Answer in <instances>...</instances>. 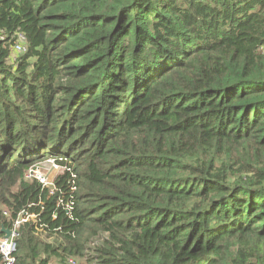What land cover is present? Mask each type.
Here are the masks:
<instances>
[{
  "label": "trees",
  "instance_id": "16d2710c",
  "mask_svg": "<svg viewBox=\"0 0 264 264\" xmlns=\"http://www.w3.org/2000/svg\"><path fill=\"white\" fill-rule=\"evenodd\" d=\"M21 212L13 264H264V0H0V236Z\"/></svg>",
  "mask_w": 264,
  "mask_h": 264
},
{
  "label": "built area",
  "instance_id": "2783aa9c",
  "mask_svg": "<svg viewBox=\"0 0 264 264\" xmlns=\"http://www.w3.org/2000/svg\"><path fill=\"white\" fill-rule=\"evenodd\" d=\"M21 40H24V37L22 35H19ZM15 50L17 51H24V47L21 46V44H17L15 46ZM47 163H50V166L56 168V166H58L55 161L51 158H49L47 160ZM38 165V164H37ZM32 166L30 167L24 174V177L26 179H32L35 178L37 180H39L43 185L50 187L51 189V193L53 190V182L47 180L43 173L40 172H36L35 171V167L37 166ZM59 167V166H58ZM6 214V213H5ZM19 216H21V218H19ZM34 216V215H32ZM28 219L27 216H25V212H21L18 215V218L15 219V221L13 222V225L11 228H8L11 230V235L10 237H5L4 234L2 236H0V254H1V262L0 264H13L14 263V252L16 251V241L15 238L18 235V228L20 226V224L23 221H26ZM72 263H74L73 261H71Z\"/></svg>",
  "mask_w": 264,
  "mask_h": 264
},
{
  "label": "rangeland",
  "instance_id": "374dc122",
  "mask_svg": "<svg viewBox=\"0 0 264 264\" xmlns=\"http://www.w3.org/2000/svg\"><path fill=\"white\" fill-rule=\"evenodd\" d=\"M47 160L48 159H46V160H44L43 162H41V163H39L36 167H35V171H34V173H36V172H40V173H43V175H44V177L47 179V180H49V181H52L53 180V178L59 173V172H61V169L58 167V166H56V168H54V167H52V166H50V163H47ZM100 239V238H99ZM89 240V242L91 243L92 242V244L91 245H94L95 246V244L93 243V239L92 238H89L88 239ZM47 242H52L53 243V240L51 239V238H49V239H47L46 240ZM97 242H98V240H96ZM93 252V251H92ZM91 253V252H90ZM68 259H70L68 262H67V260H66V262L65 263H63V264H84L85 263V257H83V256H80V257H70V258H68ZM75 261V263H72L71 261ZM50 264H62V263H60V262H58V260H55V259H52V262L50 263Z\"/></svg>",
  "mask_w": 264,
  "mask_h": 264
},
{
  "label": "water",
  "instance_id": "95a60500",
  "mask_svg": "<svg viewBox=\"0 0 264 264\" xmlns=\"http://www.w3.org/2000/svg\"><path fill=\"white\" fill-rule=\"evenodd\" d=\"M19 218H21V216H19ZM2 232H3L5 237H10V235H11V230L8 228H3Z\"/></svg>",
  "mask_w": 264,
  "mask_h": 264
}]
</instances>
